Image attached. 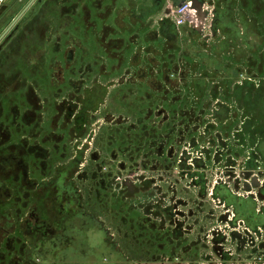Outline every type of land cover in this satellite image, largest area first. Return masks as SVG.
Wrapping results in <instances>:
<instances>
[{"label":"rangeland","instance_id":"rangeland-1","mask_svg":"<svg viewBox=\"0 0 264 264\" xmlns=\"http://www.w3.org/2000/svg\"><path fill=\"white\" fill-rule=\"evenodd\" d=\"M30 1L0 0V37ZM124 1L37 0L0 42L1 157L21 155L38 183L55 167L70 165L85 207L101 218L118 247L112 255L116 264H128L123 254L130 264H225L226 258L230 264H264V229L249 232L245 224L231 222L233 209L211 194L222 183L247 195L264 177L244 171L241 148L236 155L242 161L229 162L225 141L233 142L231 133L223 117L211 113L216 97L208 90L206 96L194 93V65L170 60L166 79L146 59L139 65L130 62L135 33L129 34L127 23L121 21L120 39L105 37L108 22L114 21L111 10ZM191 144L209 147L210 157H202L208 178L203 195L180 174V160L199 154ZM232 163L242 175L234 181ZM141 174L153 182L134 199L115 191L119 177L134 189L131 183L141 178L133 175ZM7 183L13 188L9 206L18 218L21 206L27 213L34 206L39 187L25 191L23 204L21 186ZM161 196L173 202L177 224L162 222L156 214L167 204ZM257 199L263 209L264 200ZM51 207L56 211L53 202ZM20 224L16 229L21 234L0 245V264H32Z\"/></svg>","mask_w":264,"mask_h":264},{"label":"crops","instance_id":"crops-1","mask_svg":"<svg viewBox=\"0 0 264 264\" xmlns=\"http://www.w3.org/2000/svg\"><path fill=\"white\" fill-rule=\"evenodd\" d=\"M184 1L194 0H125V5L111 10L114 21L108 22L105 37L111 35L115 36V40L120 39L121 21L127 23L129 34L135 33L133 45L136 50L131 55L130 62L139 65L146 59L152 69L155 68L154 65L159 66L160 73L166 79L172 61L184 67L187 63L194 65V71L197 72L190 78L194 82V93L199 97L206 96L205 92L208 90L210 95L216 97L214 107L226 108L225 125L233 141H225V147L230 151L227 154L229 162L239 161L241 157L238 158L239 155L236 154L241 148L240 154L242 159L246 156L245 166L249 173L264 170V0H199L203 2V12L206 13L204 20L209 25L201 32L190 25H176L173 10ZM108 13V10L105 11L106 15ZM139 35L142 37L140 43ZM191 47L194 49L193 55L189 52ZM198 65L201 66L199 70L195 68ZM211 67L214 71H211ZM179 72L184 79L188 78L185 68L179 69ZM207 83L210 85L207 86ZM101 88L102 93H105L106 90ZM223 94L224 100H221L220 96ZM254 163H260L257 169L251 167ZM231 165L230 180L234 181V177L242 175L241 170L240 173L236 172L234 169L237 167L233 163ZM261 174L264 177V173ZM30 177L34 179L32 174ZM256 185L259 187H253V192L250 188L247 195L238 192L232 184L226 187L235 197H253L258 201V196L264 200V180ZM20 186L21 188L18 185L20 191L23 190L21 200L25 204V193L34 189V186ZM9 201L0 204V220L6 221L5 225L9 227L6 237L16 235V224L21 223L24 231L22 236L25 240H31L33 236L29 235L24 223L27 217L25 208L21 206L23 212L17 218L14 210L10 209ZM53 205L55 206L54 203ZM238 223L245 224L243 220ZM19 232L17 236L21 234ZM26 246L28 252L32 244ZM27 260L30 262L28 257Z\"/></svg>","mask_w":264,"mask_h":264},{"label":"flooded vegetation","instance_id":"flooded-vegetation-1","mask_svg":"<svg viewBox=\"0 0 264 264\" xmlns=\"http://www.w3.org/2000/svg\"><path fill=\"white\" fill-rule=\"evenodd\" d=\"M225 112L226 108L224 106L214 107L211 110L215 117H224V123ZM197 147L198 156H191L190 154L183 158V160H180L179 168L183 179H189L193 187L200 188V193L203 195L208 190V178L206 177L207 168H205L207 166L205 164L202 166V157L206 155L210 157V154L206 151L207 146L202 147V145L191 144V148ZM74 164L77 165V162L74 161ZM230 171L232 172L231 168ZM246 171H248V168H246ZM32 173L31 165L21 155L15 153L2 155V157L0 155V204L8 203L11 199L10 192L13 188L8 185L7 182L9 181L18 185L27 184L29 186L33 185V188L39 187L35 192L38 194L36 205L29 207L30 209L24 222L28 233H30L29 235L33 236V240H29V244H32V246L26 252L30 262L32 264H80L79 259H82L84 264H90L93 260L94 264L118 263L119 260L112 256L113 254L116 255V251L119 252L118 247L109 236L107 229L101 222V218L88 211L85 207L83 195L71 175L73 173L71 166L66 164L55 167L52 175L42 179L41 183L30 177ZM137 176H140L141 179L133 180V183L129 182L134 189H131L129 187L130 184L124 181L122 184L115 183V191L126 200L134 199L136 195L146 190L147 186L149 187L153 182L148 179L142 180L148 178L145 174L133 175L134 178ZM13 177L16 180H13ZM141 182H145V185L141 186ZM220 184L222 183H217L214 186L211 194L214 198L222 200L221 197L217 196L218 192L223 191V187ZM46 196L47 200L46 198L44 199ZM164 197H160V199L167 202V204L161 206L163 213L159 211L161 208H158L156 214L159 215L162 222L165 220L166 222H171V224H177L174 219L176 214L173 202L167 201ZM152 201L155 200L153 199ZM52 202L55 204L56 211L51 207ZM156 202L161 205L158 199ZM224 204L228 206L227 202H224ZM42 208L45 209L41 211L40 209ZM53 212L55 213L54 217ZM235 218L234 213V222L240 221ZM5 222L0 220V245L7 238L9 231V227L5 225ZM181 226L182 222L180 221L175 229L176 234L177 232L180 233ZM14 230L15 226L12 227V231ZM216 248L218 247L216 246ZM123 256L125 257H123V261H127L130 264L125 254ZM17 261L20 262L18 258L16 263ZM224 262L225 264H230L229 258L224 259ZM212 264L216 263L213 262Z\"/></svg>","mask_w":264,"mask_h":264},{"label":"trees","instance_id":"trees-1","mask_svg":"<svg viewBox=\"0 0 264 264\" xmlns=\"http://www.w3.org/2000/svg\"><path fill=\"white\" fill-rule=\"evenodd\" d=\"M220 186L223 187V191L218 192L217 196L221 197L223 203L227 202L228 206L233 209L235 219L243 220L254 231L259 227L264 228V208L260 209L258 202L253 197H235L227 191V187L222 184Z\"/></svg>","mask_w":264,"mask_h":264},{"label":"built area","instance_id":"built-area-1","mask_svg":"<svg viewBox=\"0 0 264 264\" xmlns=\"http://www.w3.org/2000/svg\"><path fill=\"white\" fill-rule=\"evenodd\" d=\"M173 14L175 16V23H176L177 26L190 25V26H192L194 28H198V27L202 26L203 30H205L209 26L207 21L199 20V18L197 16V12L193 8L192 1H184V2L180 3L179 5H177L175 7V9L173 10ZM253 174H254L255 177L259 178V180H260V178H262V176L258 172L254 171L252 173V175ZM263 180H264V178L261 179V181H263ZM124 181H125V179H122V177H119L117 179V184H122ZM233 220H234V213H233L232 218H231L230 221L232 222ZM246 229L249 232H251V229L249 227H247ZM262 229H264V228L263 227H259L255 231L262 230Z\"/></svg>","mask_w":264,"mask_h":264},{"label":"water","instance_id":"water-1","mask_svg":"<svg viewBox=\"0 0 264 264\" xmlns=\"http://www.w3.org/2000/svg\"><path fill=\"white\" fill-rule=\"evenodd\" d=\"M35 1L36 0H31L30 3L17 16V18L14 19L12 24L1 35L0 42L5 38V36L8 35L9 31L13 28V26H15V24L18 22V20L30 9V7L35 3ZM192 3H193V8L197 12V16H198L199 20L204 21V19L206 17V13L203 12V2H201L199 0H194V1H192ZM197 30L201 32L203 30L202 26L198 27Z\"/></svg>","mask_w":264,"mask_h":264}]
</instances>
